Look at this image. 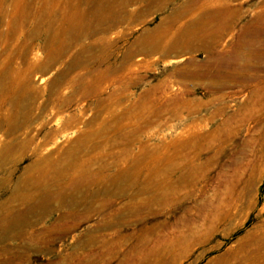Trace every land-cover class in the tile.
Segmentation results:
<instances>
[{
	"label": "rangeland",
	"instance_id": "obj_1",
	"mask_svg": "<svg viewBox=\"0 0 264 264\" xmlns=\"http://www.w3.org/2000/svg\"><path fill=\"white\" fill-rule=\"evenodd\" d=\"M0 264H264V0H0Z\"/></svg>",
	"mask_w": 264,
	"mask_h": 264
},
{
	"label": "bare ground",
	"instance_id": "obj_2",
	"mask_svg": "<svg viewBox=\"0 0 264 264\" xmlns=\"http://www.w3.org/2000/svg\"><path fill=\"white\" fill-rule=\"evenodd\" d=\"M222 16V11L219 9H213L207 12L206 16L198 18L193 21V23L186 28V34L195 32V31H204L203 29L212 28V27H221L222 21L219 19ZM142 57H137V60H141ZM9 222V221H8ZM7 222V223H8Z\"/></svg>",
	"mask_w": 264,
	"mask_h": 264
}]
</instances>
